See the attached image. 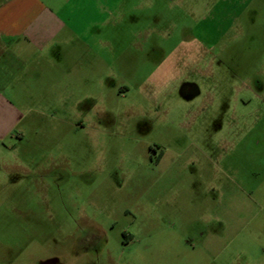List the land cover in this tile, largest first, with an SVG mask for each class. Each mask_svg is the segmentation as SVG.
I'll use <instances>...</instances> for the list:
<instances>
[{"label":"rangeland","instance_id":"374dc122","mask_svg":"<svg viewBox=\"0 0 264 264\" xmlns=\"http://www.w3.org/2000/svg\"><path fill=\"white\" fill-rule=\"evenodd\" d=\"M48 1L102 97L0 143V264H264V0Z\"/></svg>","mask_w":264,"mask_h":264},{"label":"crops","instance_id":"0c3cea01","mask_svg":"<svg viewBox=\"0 0 264 264\" xmlns=\"http://www.w3.org/2000/svg\"><path fill=\"white\" fill-rule=\"evenodd\" d=\"M62 12L48 0L0 3V143L9 136L19 144L25 141L23 120L28 114L46 118L51 126L47 130L63 143L71 127L86 129L85 119L90 116L81 110L82 104L99 102L102 97L101 79L96 83L87 75L88 71L95 77V65L83 62L87 53L101 54L79 43L92 33L74 30L71 18ZM107 52L117 67L116 49L110 46ZM71 102L79 104L75 122L71 121Z\"/></svg>","mask_w":264,"mask_h":264},{"label":"flooded vegetation","instance_id":"af4514ba","mask_svg":"<svg viewBox=\"0 0 264 264\" xmlns=\"http://www.w3.org/2000/svg\"><path fill=\"white\" fill-rule=\"evenodd\" d=\"M117 7H119V5L116 6V8ZM148 153L149 161L155 163L156 165H158L164 158V150L158 144H150L148 146Z\"/></svg>","mask_w":264,"mask_h":264}]
</instances>
